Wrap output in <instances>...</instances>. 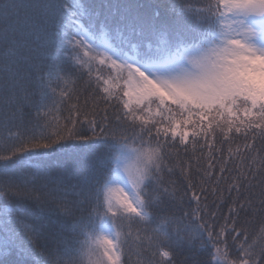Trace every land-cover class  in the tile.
<instances>
[{
  "label": "snow or ice",
  "instance_id": "snow-or-ice-1",
  "mask_svg": "<svg viewBox=\"0 0 264 264\" xmlns=\"http://www.w3.org/2000/svg\"><path fill=\"white\" fill-rule=\"evenodd\" d=\"M0 264H264V0H0Z\"/></svg>",
  "mask_w": 264,
  "mask_h": 264
},
{
  "label": "trees",
  "instance_id": "trees-1",
  "mask_svg": "<svg viewBox=\"0 0 264 264\" xmlns=\"http://www.w3.org/2000/svg\"><path fill=\"white\" fill-rule=\"evenodd\" d=\"M225 211H226V209H225Z\"/></svg>",
  "mask_w": 264,
  "mask_h": 264
}]
</instances>
